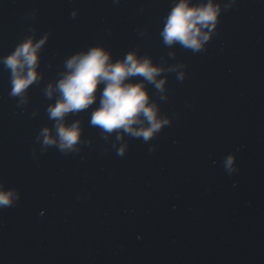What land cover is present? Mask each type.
Returning <instances> with one entry per match:
<instances>
[{
  "label": "water",
  "instance_id": "water-1",
  "mask_svg": "<svg viewBox=\"0 0 264 264\" xmlns=\"http://www.w3.org/2000/svg\"><path fill=\"white\" fill-rule=\"evenodd\" d=\"M172 4L0 0V56L33 31L49 34L44 76L26 104L9 95L0 65V180L21 193L0 208V264H264V0H236L195 53L162 41ZM93 44L114 58L137 49L166 68L183 63L182 81L161 74L166 100L146 85L172 121L147 143L116 141L90 125L94 104L68 116L82 123L79 152H41L36 136L52 123L54 100L43 89L67 56ZM231 151L238 170L229 175L222 162Z\"/></svg>",
  "mask_w": 264,
  "mask_h": 264
},
{
  "label": "clouds",
  "instance_id": "clouds-1",
  "mask_svg": "<svg viewBox=\"0 0 264 264\" xmlns=\"http://www.w3.org/2000/svg\"><path fill=\"white\" fill-rule=\"evenodd\" d=\"M235 3L236 0H173L160 30L164 45H179L194 53L204 50L215 34L221 13ZM70 15L75 18L77 11L73 10ZM48 35L45 33L37 38L33 31L11 52L0 56V65L10 73L9 95L18 98V107L27 103L29 87L43 79L41 51ZM174 56V52L169 53V57ZM185 67L181 63L166 68L164 64L154 62L151 55H141L137 49L114 58L112 51L103 44H93L72 53L65 58L58 78L48 82L43 89L45 97L54 100L46 109L52 123L41 127L36 136L40 151L55 146L64 154L79 152L84 142L82 123L79 119L69 122L68 116L94 104L89 123L105 138L115 133L116 141L126 135L142 138L147 143L171 123L172 117L161 112L146 85H152L160 100H166L167 76L161 74L174 72L177 80L182 81L186 76ZM36 114L33 112V116ZM113 148L117 155H123L127 150L126 144L119 147L113 144ZM155 149L153 144L149 152ZM35 151L33 149L34 157ZM236 151L223 157V168L229 175L238 170ZM20 195L18 188L6 186L0 180V208L12 206Z\"/></svg>",
  "mask_w": 264,
  "mask_h": 264
}]
</instances>
